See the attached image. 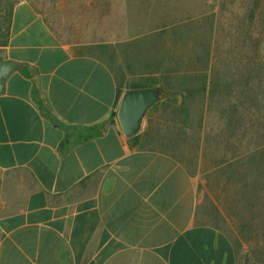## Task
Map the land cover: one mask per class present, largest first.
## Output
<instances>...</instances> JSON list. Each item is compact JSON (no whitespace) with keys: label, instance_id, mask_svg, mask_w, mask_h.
I'll use <instances>...</instances> for the list:
<instances>
[{"label":"crops","instance_id":"crops-1","mask_svg":"<svg viewBox=\"0 0 264 264\" xmlns=\"http://www.w3.org/2000/svg\"><path fill=\"white\" fill-rule=\"evenodd\" d=\"M81 45L29 1L15 6L0 46L17 62L0 93V264H237L205 220L198 176L141 147L150 121L129 141L125 91L118 99L109 65Z\"/></svg>","mask_w":264,"mask_h":264},{"label":"rangeland","instance_id":"rangeland-1","mask_svg":"<svg viewBox=\"0 0 264 264\" xmlns=\"http://www.w3.org/2000/svg\"><path fill=\"white\" fill-rule=\"evenodd\" d=\"M26 1L64 40L103 59L122 87L174 51L171 32L181 34L187 54L209 48L220 17L213 47L220 59H164L183 62L182 73L170 87L163 84L165 99L148 112L141 147L187 165L198 176L205 220L229 237L237 264H264V0ZM202 71L218 92L183 96L178 89L198 84Z\"/></svg>","mask_w":264,"mask_h":264},{"label":"trees","instance_id":"trees-1","mask_svg":"<svg viewBox=\"0 0 264 264\" xmlns=\"http://www.w3.org/2000/svg\"><path fill=\"white\" fill-rule=\"evenodd\" d=\"M19 3L18 0H0V46L7 45L8 39L10 37V32H11V24H12V17H13V12L15 9V6ZM249 17L251 21L253 22L255 20V9H253ZM221 19L220 17L216 18L215 24L213 25V28L211 30V35H210V45L209 48L205 47V44L200 45V50L198 52H192L190 51V48L187 50L191 54H187L184 50V45L188 47V44H183L182 41L178 40L181 38V34L179 33L177 35V32H171L170 36L174 39L173 42H177V47L174 49L172 52L166 51L165 53L162 54V58L159 59L160 61L155 63V66L152 64L149 65V70H144V73L139 74V78L137 79H132L128 80L127 82H124V87L119 85V91H118V99L122 96V93L127 90L128 88H142V87H149V86H157L159 84L167 85L170 87V85H173V80L177 78L178 76H181V71L183 68L184 63L182 65L178 66V64L175 62H166L164 59L168 56L172 58H183L185 55H191V57H195L196 59H199L200 61L206 60H217L220 59L222 56H219V53H216L213 49V47L216 48V38L218 37V30L220 29L221 25ZM186 50V51H187ZM179 63V62H178ZM187 72V71H186ZM170 75V76H168ZM211 75V73H210ZM199 82L195 86H189L187 88L183 89H178L179 92L183 94L186 98H190L193 96L195 93L199 92H208V95L206 96L207 99L209 97L213 96L215 93H217L219 90L218 88L220 87L218 84L209 81V73L202 71L201 74H199ZM211 79V78H210ZM172 82V83H171ZM213 83V84H212ZM172 87V86H171ZM176 89V88H175ZM163 90H164V85H163ZM188 93V94H186ZM163 101L159 102L156 104L151 110H155L158 108V106L162 103ZM149 125H147V129L149 128ZM202 127V126H201ZM147 129H142V131L137 134L136 136L132 137L129 139V141L134 144L138 145L141 141V138L146 135Z\"/></svg>","mask_w":264,"mask_h":264},{"label":"water","instance_id":"water-1","mask_svg":"<svg viewBox=\"0 0 264 264\" xmlns=\"http://www.w3.org/2000/svg\"><path fill=\"white\" fill-rule=\"evenodd\" d=\"M17 68V62L0 57V93L5 88L8 76ZM165 99L162 86L128 88L118 109V120L124 135L130 139L139 134L146 122L148 112Z\"/></svg>","mask_w":264,"mask_h":264}]
</instances>
